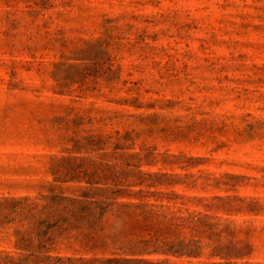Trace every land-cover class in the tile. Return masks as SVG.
Returning a JSON list of instances; mask_svg holds the SVG:
<instances>
[{
	"label": "rangeland",
	"instance_id": "rangeland-1",
	"mask_svg": "<svg viewBox=\"0 0 264 264\" xmlns=\"http://www.w3.org/2000/svg\"><path fill=\"white\" fill-rule=\"evenodd\" d=\"M69 154L172 174L133 187L162 191L143 198L162 238L201 241L171 264H264V0H0V195L80 194L51 172ZM18 227H0L4 254L24 253Z\"/></svg>",
	"mask_w": 264,
	"mask_h": 264
},
{
	"label": "trees",
	"instance_id": "trees-1",
	"mask_svg": "<svg viewBox=\"0 0 264 264\" xmlns=\"http://www.w3.org/2000/svg\"><path fill=\"white\" fill-rule=\"evenodd\" d=\"M75 141L74 150L94 149L96 136H85ZM120 144L116 148H122ZM137 157V153L133 154ZM51 172L57 181H85L80 194H66L51 190L39 196L0 195V227L17 223L16 246L24 253L15 256L0 250V264H65L82 260L84 264H171L170 255L198 257L202 255L200 239H164L154 222L159 215L153 201L144 200L146 194L156 195L158 190L139 188L147 184L157 187L166 184L160 177L171 173L147 171L139 163L99 162L89 155L69 154L56 158ZM104 183V184H103ZM127 197L126 200H120ZM176 227L182 223L172 222ZM144 228V230H140ZM58 237L76 239L84 243L116 244L123 250L110 256L74 258L54 255L51 251ZM223 258L228 249L217 251ZM162 253L164 258L150 254ZM240 255L242 253H239ZM209 264H233L231 261H213Z\"/></svg>",
	"mask_w": 264,
	"mask_h": 264
}]
</instances>
